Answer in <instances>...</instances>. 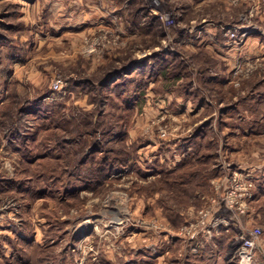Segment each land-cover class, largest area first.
<instances>
[{"label":"rangeland","instance_id":"obj_1","mask_svg":"<svg viewBox=\"0 0 264 264\" xmlns=\"http://www.w3.org/2000/svg\"><path fill=\"white\" fill-rule=\"evenodd\" d=\"M152 2L0 0V264H264V0ZM236 172L235 236H176Z\"/></svg>","mask_w":264,"mask_h":264},{"label":"built area","instance_id":"obj_2","mask_svg":"<svg viewBox=\"0 0 264 264\" xmlns=\"http://www.w3.org/2000/svg\"><path fill=\"white\" fill-rule=\"evenodd\" d=\"M146 3L152 12L161 15L152 0H147ZM61 83V79H58L56 88H60ZM244 174L236 172L224 189H220L221 185H215L216 194L206 201L195 218L177 231L176 236L191 240L198 237L211 238L220 236L223 230L229 231L240 225L242 217L251 214L256 195L255 181L250 174ZM259 235V228H250L248 232L244 231L238 236L241 240L237 254L239 264H255Z\"/></svg>","mask_w":264,"mask_h":264},{"label":"trees","instance_id":"obj_3","mask_svg":"<svg viewBox=\"0 0 264 264\" xmlns=\"http://www.w3.org/2000/svg\"><path fill=\"white\" fill-rule=\"evenodd\" d=\"M138 4H139L138 9H139V11L141 13H142V11H144L143 13L148 15V16H151V19H152V16H153L154 19L159 17L158 13L150 12V9L147 6L145 0H138ZM233 228L234 227H232L229 231L223 230L219 237L222 238L223 240L226 239V238L227 239H232L235 236V231L233 230Z\"/></svg>","mask_w":264,"mask_h":264},{"label":"crops","instance_id":"obj_4","mask_svg":"<svg viewBox=\"0 0 264 264\" xmlns=\"http://www.w3.org/2000/svg\"><path fill=\"white\" fill-rule=\"evenodd\" d=\"M190 2V1H189ZM27 6V5H26ZM26 9V8H25ZM150 12H152L151 10H150ZM152 13H155V12H152ZM236 24H238V23H236ZM205 29H206V27H205ZM252 39V37H250L249 39H248V42L250 43V44H252L254 47H256V46H258V48L259 49H261V48H263V46L260 44L259 45V43L258 42H256V40L254 41V43H252L251 40ZM247 46H248V43L245 45V47L244 48H247ZM233 47V46H232ZM226 47V48H222V52H224V53H227V55H229V49L230 50H232V51H234L233 52V54H235V55H232V56H230V58H229V60L230 61H232V62H235L236 60H235V58H236V54H237V48L235 47ZM253 47H250V50L252 49ZM259 49L257 50V52H260L259 51ZM224 50V51H223ZM232 53H230V55H231ZM234 56V57H233Z\"/></svg>","mask_w":264,"mask_h":264}]
</instances>
